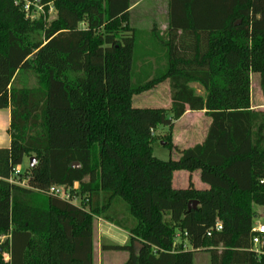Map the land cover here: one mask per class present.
<instances>
[{
	"label": "trees",
	"instance_id": "trees-1",
	"mask_svg": "<svg viewBox=\"0 0 264 264\" xmlns=\"http://www.w3.org/2000/svg\"><path fill=\"white\" fill-rule=\"evenodd\" d=\"M42 3L55 9L51 23L48 7L31 21L0 0V110L11 109V144L0 149V264H93L96 219L129 234L125 246H104L126 253L125 264H194L199 252L210 264H264V245L253 247L264 112L252 109L251 86L258 74L264 95V0H169L167 30L150 33L165 48L156 65L137 60L131 0ZM167 81L170 109L133 106ZM188 111L211 124L202 144L180 150L173 130ZM163 127L177 160L153 155ZM26 157L37 160L20 177L28 185L10 183ZM176 172H200L209 188L191 179L174 189ZM75 184L81 206L45 193Z\"/></svg>",
	"mask_w": 264,
	"mask_h": 264
},
{
	"label": "rangeland",
	"instance_id": "rangeland-1",
	"mask_svg": "<svg viewBox=\"0 0 264 264\" xmlns=\"http://www.w3.org/2000/svg\"><path fill=\"white\" fill-rule=\"evenodd\" d=\"M168 4L169 0H131V11H130V25L138 30V39H137V48H136V57L137 60L140 59H149V62L156 65V61H162L165 54V48L162 43L157 39L152 38L150 33L152 30H157V33H163L166 31L168 25ZM40 19L36 17L31 19V21H36ZM56 19V14H51L48 17V23H51ZM30 20V19H29ZM157 69V68H156ZM156 69L152 72V75L157 74ZM150 72V71H149ZM254 76V77H253ZM252 79V102L255 107H259L264 110V95L260 89L259 84L257 83L260 79L258 74H253ZM34 83V79H31L30 84ZM197 91L200 94H203L201 88L198 85H194ZM133 106L135 108H154V109H170L171 107V90L169 82H165L158 86L155 90L143 93L141 95L135 96L133 99ZM192 128V131L188 133L187 131ZM168 128H161L155 132V137L157 141L153 145V155L155 158L162 161H169L171 159H179V154L175 150H170L166 147V144L163 140L169 135ZM175 132L180 138V141L183 142L185 133L187 132L190 143L187 146H192L202 140L203 134L205 133V116H199L196 113H192L185 122L180 124L176 128ZM177 136V137H178ZM175 146V145H174ZM177 149V146H175ZM181 147L185 145L181 144ZM30 168V158L26 157L23 164L17 169L22 173H25ZM190 173L188 172H176L174 174V188L175 189H186L189 186V177ZM200 172H195L192 174V178L197 183H202L199 179ZM255 212L257 216L255 218L254 224L255 227L261 225L264 226V207L255 206ZM107 228L105 232V238L100 242V248L102 250V256L104 264H108L109 260L114 259L115 264L122 263V253L112 252L111 250H104L105 244H116L122 245L126 238V233L117 228L104 224ZM107 233V234H106ZM100 255V254H99ZM108 259V260H107ZM209 255L204 252H199L194 255V264H210Z\"/></svg>",
	"mask_w": 264,
	"mask_h": 264
},
{
	"label": "crops",
	"instance_id": "crops-1",
	"mask_svg": "<svg viewBox=\"0 0 264 264\" xmlns=\"http://www.w3.org/2000/svg\"><path fill=\"white\" fill-rule=\"evenodd\" d=\"M167 27H168V25H167ZM166 30H167V28H166ZM252 76H251V79H253V77H254V76L253 77ZM251 82H252V80H251ZM257 83L260 86V79H259V81ZM260 89H261V87H260ZM259 106L260 105H258V107H255L254 104H253V102H252V109L253 110L264 112V110L261 109ZM192 113H196V114H198L199 116H202V117L205 116L204 112H190V111H188L178 122H176V124L174 126V130H173V143L178 148H181V150H186V149L192 148V147H194V146H196L198 144H202L204 142V140L206 139V137H207V133H208V130H209V127H210V124H211V120L205 116V133L203 134L202 140L199 141L198 143L192 145V146H187V144L190 143L188 141H190V139H192V137H189L188 138V135L187 134L192 131V128L190 129V131L189 130L187 131L188 133L187 132L185 133L183 142L180 141V138L177 135V134H180V133L175 132V130H176V128H178V126L180 124H182L183 122H185L186 118H188ZM10 124H11V109H2V110H0V149H6V148H9L10 147V144H11V136L9 134ZM181 144L185 145V147H181ZM191 179H192V183L194 184V186H195L196 189H198V190H207L209 188L207 185H205L203 183H197L192 178V174L189 177V184H190V180ZM199 179H200V175H199ZM173 187H174V176H173ZM104 224H106L108 226L110 225L112 227H115V226H113V225L105 222L102 219H96L95 220L93 264H104L103 256H102L103 255L102 254L103 252H102V250L100 248L101 247L100 246V242H102L103 239H106L105 238V232H106V229L107 228L104 226ZM125 233H126V238H125L124 243L121 246H125V245L129 244V242H130V236H129V234L127 232H125ZM103 246H120V245H116V244H110L109 245V243H108V244H105ZM112 252H115V251H112ZM117 253H122L123 256H125V257H122L123 259H122V263H121V264H125L126 261H127V259H128V255L126 253H124V252H117ZM4 260L6 262H8L10 260L9 255H5L4 256ZM114 261H115L114 259L109 260L108 261V264H115Z\"/></svg>",
	"mask_w": 264,
	"mask_h": 264
},
{
	"label": "built area",
	"instance_id": "built-area-1",
	"mask_svg": "<svg viewBox=\"0 0 264 264\" xmlns=\"http://www.w3.org/2000/svg\"><path fill=\"white\" fill-rule=\"evenodd\" d=\"M14 3L23 10L26 17L30 20L35 19L36 17L40 18L45 16L46 7L49 8L48 17L51 16V14H56L53 6L51 4L44 5L42 0H14ZM21 175V171L14 169L9 182L26 187L28 185L27 180H20ZM45 193L51 197L58 198L76 206L82 205L83 197L81 196L79 190V184H75L74 186L53 185L49 187ZM221 229V225H217L216 230L220 231ZM253 232L256 233L253 237V247L255 252L259 254L264 245V226L261 225L259 227H255Z\"/></svg>",
	"mask_w": 264,
	"mask_h": 264
},
{
	"label": "water",
	"instance_id": "water-1",
	"mask_svg": "<svg viewBox=\"0 0 264 264\" xmlns=\"http://www.w3.org/2000/svg\"><path fill=\"white\" fill-rule=\"evenodd\" d=\"M37 164V160L36 158H31L30 159V168H34ZM73 168H76V169H80L81 166L79 164H75L72 166ZM198 203L196 201H193L189 204V211L193 208V209H196ZM138 247H141V245H138Z\"/></svg>",
	"mask_w": 264,
	"mask_h": 264
}]
</instances>
